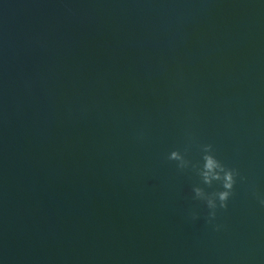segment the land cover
Listing matches in <instances>:
<instances>
[{
	"label": "water",
	"instance_id": "95a60500",
	"mask_svg": "<svg viewBox=\"0 0 264 264\" xmlns=\"http://www.w3.org/2000/svg\"><path fill=\"white\" fill-rule=\"evenodd\" d=\"M258 196L264 0H0V264H264Z\"/></svg>",
	"mask_w": 264,
	"mask_h": 264
},
{
	"label": "clouds",
	"instance_id": "9594fccd",
	"mask_svg": "<svg viewBox=\"0 0 264 264\" xmlns=\"http://www.w3.org/2000/svg\"><path fill=\"white\" fill-rule=\"evenodd\" d=\"M205 152L212 151V145L211 144H205L202 146ZM168 160H180L181 157L179 156L178 150H173L169 153ZM205 159V171L202 173L204 177V183L207 184L208 186H211L212 182L209 179V172L214 169L219 167L220 170L223 172V176L221 177L220 175H213L212 179L219 180L221 184L222 190L220 191H215L212 192V196L215 197L214 199H203V190L199 187H193L192 191L194 192L195 196L194 198L203 200L206 203L207 208L210 210L208 213V222L211 223L215 217H216V209L219 207L220 209H226L227 208V202L229 198L233 195V187L236 183V177L239 175L236 169H229L226 168L224 165H220L217 163V161L210 155H206L204 157ZM178 168L181 169V165H177ZM243 179V177H241ZM254 195H257L255 192L253 193ZM259 200V203L262 207H264V197H257ZM218 201V203L216 202ZM195 219V216H193ZM219 228V226H217Z\"/></svg>",
	"mask_w": 264,
	"mask_h": 264
}]
</instances>
